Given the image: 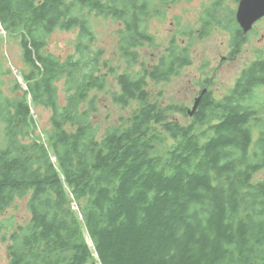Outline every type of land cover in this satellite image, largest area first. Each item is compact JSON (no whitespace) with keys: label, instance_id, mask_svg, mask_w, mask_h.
Wrapping results in <instances>:
<instances>
[{"label":"trees","instance_id":"obj_1","mask_svg":"<svg viewBox=\"0 0 264 264\" xmlns=\"http://www.w3.org/2000/svg\"><path fill=\"white\" fill-rule=\"evenodd\" d=\"M171 1L0 0L19 56L15 98L0 63V213L24 208L8 264H264V147L248 152V119L204 96L180 122L183 105L150 89L192 62L174 34L155 63L142 51ZM99 20L117 23L109 53ZM56 30L76 31L72 53L50 49ZM107 102L131 109L112 117Z\"/></svg>","mask_w":264,"mask_h":264},{"label":"rangeland","instance_id":"obj_2","mask_svg":"<svg viewBox=\"0 0 264 264\" xmlns=\"http://www.w3.org/2000/svg\"><path fill=\"white\" fill-rule=\"evenodd\" d=\"M209 3L207 0H176L171 1L165 7V13L160 18H154L150 21L149 30L155 35L158 46L144 47L143 53L146 52L147 64L155 63L158 53L168 44L170 37L174 34L176 41L179 45L186 43L189 45L190 55L192 62L190 65L182 68L179 74L170 78L169 81L153 84L150 83V89L154 92L164 91V102H172L178 104H185L191 107L193 98L195 95L196 83L200 81V78H205L211 74L208 67L214 64V60L218 59L216 54L221 51V42L223 41V33L216 31L206 37H199L200 32L193 38H188L181 34L184 29L188 31L194 30L197 15L202 12L203 7ZM117 27V23L99 20L94 30L97 36L98 43L105 46L108 53L114 50L113 36L110 31H113ZM75 30L62 31L56 30L50 37L49 47L51 50L61 53L63 56L73 52V41L75 39ZM6 32L0 25V63L5 67H9L11 74L2 75L3 77V89L5 95L9 99L17 97V89L15 92L11 90L13 81L17 79V62H19V56H17V41L6 42ZM197 36V37H196ZM4 70V68H2ZM9 70V72H10ZM208 73V75L206 74ZM21 81L20 77H18ZM23 87L25 85L21 83ZM221 85V77L217 78L212 85V90L216 91L217 87ZM102 98L105 93L101 92ZM133 107L136 104H132ZM130 107L125 110H121L117 106L111 105L107 102L104 108H101L102 114L106 111L114 113L112 117H117L121 114H128ZM31 114L35 121L40 125H46L49 119L50 111L44 107H37L33 109L31 107ZM180 122L186 123L189 119L186 116L176 115ZM102 118V117H101ZM103 119V118H102ZM5 124L0 122V137L2 135V128ZM24 213V208L17 210V199L15 204L7 207L0 213V264H6L8 260L7 246L10 244V236L15 227H17V220L20 221L21 215Z\"/></svg>","mask_w":264,"mask_h":264},{"label":"flooded vegetation","instance_id":"obj_3","mask_svg":"<svg viewBox=\"0 0 264 264\" xmlns=\"http://www.w3.org/2000/svg\"><path fill=\"white\" fill-rule=\"evenodd\" d=\"M207 1L209 3L197 15L191 33L197 35L200 32L199 37L203 38L215 30H221V51L216 54L218 59L213 61L214 64L208 67L211 74L201 77L196 83L191 107L182 104L183 111L179 114H188L195 98L199 96L201 98L193 115L199 111L204 96L216 101L222 100L225 115L234 111L248 119L252 129L248 152L257 153L260 147H264V15L257 18L249 30L244 31L236 19L240 0ZM219 77L222 86L214 91L212 85ZM257 163L253 178L264 182V162L259 158ZM8 262L9 258L6 264Z\"/></svg>","mask_w":264,"mask_h":264},{"label":"water","instance_id":"obj_4","mask_svg":"<svg viewBox=\"0 0 264 264\" xmlns=\"http://www.w3.org/2000/svg\"><path fill=\"white\" fill-rule=\"evenodd\" d=\"M264 15V0H240L237 8L236 19L244 31L249 30L253 22ZM201 96L195 98L192 109L188 115L192 116Z\"/></svg>","mask_w":264,"mask_h":264}]
</instances>
